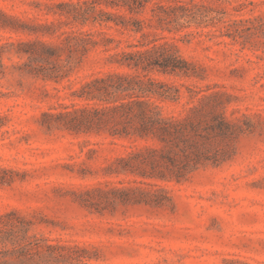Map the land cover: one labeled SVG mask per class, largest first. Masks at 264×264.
<instances>
[{"label":"rangeland","instance_id":"obj_1","mask_svg":"<svg viewBox=\"0 0 264 264\" xmlns=\"http://www.w3.org/2000/svg\"><path fill=\"white\" fill-rule=\"evenodd\" d=\"M59 1L0 0V11L27 28L53 20L48 12ZM183 1L199 5L193 12L201 22L169 31L152 19L144 30L156 34L146 38L73 25L106 30L121 43L89 50L58 82L22 69L26 57L15 50L33 35L0 28V228H30L29 234L55 245L44 251L45 259L36 258L39 264H264V0ZM155 2L175 3L151 0L137 16L151 18ZM153 38L175 44L195 72L148 73L180 88V102L168 107L181 109L187 86L224 92L225 114L242 132L234 155L222 164L203 166L181 182L158 181L168 196L162 204L110 203L112 195L100 187L132 176L110 175L106 167L130 142L48 130L42 112L84 102L72 92L91 74L131 71L104 56L144 48Z\"/></svg>","mask_w":264,"mask_h":264},{"label":"trees","instance_id":"obj_2","mask_svg":"<svg viewBox=\"0 0 264 264\" xmlns=\"http://www.w3.org/2000/svg\"><path fill=\"white\" fill-rule=\"evenodd\" d=\"M150 2L61 0L48 12L55 17L53 20L36 22L27 28H19L15 17L0 11V28L21 29L33 35V39L22 42L24 49L15 50V54L26 57L22 69L32 76L58 82L89 50L101 44L102 50L108 51L111 44L116 43L117 47L121 43L106 30H84L73 25L113 27L120 33L132 31L146 38L156 34L144 30L152 19L160 26L165 23L169 31L202 20L193 12L199 5L183 0H174V4L155 2L151 18L138 17ZM170 24L174 26H167ZM143 45L146 46L141 49H120L104 56L131 71L91 74L79 90L72 92L84 102L60 104L61 110L57 112H42V125L48 130L104 133L112 139L130 142L125 152L113 157L106 167L110 175L132 176L126 183L119 180V186L100 187L102 192L112 195L110 203L162 204L168 196L158 181L181 182L203 166L222 164L234 155L235 142L242 132V127L225 114L224 92L203 93L187 86L188 100L176 112L170 109L168 104L180 102V88L148 73L156 70L190 76L195 73L193 67L178 53L177 46L167 40L156 43L153 38ZM3 67L0 53L1 74ZM29 229L0 228V264H39L36 258L45 259L44 251L56 247L29 234Z\"/></svg>","mask_w":264,"mask_h":264}]
</instances>
